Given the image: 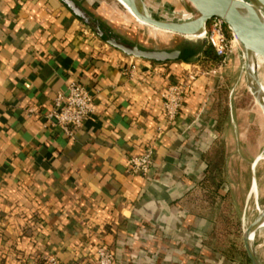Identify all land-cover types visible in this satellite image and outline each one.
Returning a JSON list of instances; mask_svg holds the SVG:
<instances>
[{"label": "crops", "instance_id": "0c3cea01", "mask_svg": "<svg viewBox=\"0 0 264 264\" xmlns=\"http://www.w3.org/2000/svg\"><path fill=\"white\" fill-rule=\"evenodd\" d=\"M75 1L140 48L198 43L162 33L164 45L142 47L94 12L95 0ZM200 55L130 56L60 0H0V264H81L99 245L121 264H220L196 193L224 130L217 110L225 86L209 71L218 63L201 65ZM198 69L167 122L161 93ZM72 81L92 94L93 111L66 132L46 114ZM147 146L148 174L127 171L128 158Z\"/></svg>", "mask_w": 264, "mask_h": 264}, {"label": "rangeland", "instance_id": "374dc122", "mask_svg": "<svg viewBox=\"0 0 264 264\" xmlns=\"http://www.w3.org/2000/svg\"><path fill=\"white\" fill-rule=\"evenodd\" d=\"M155 1L172 21L179 19L183 13L189 17L195 14L194 9L182 0ZM140 2L144 3L142 0ZM91 9L142 47L164 45L165 42L161 41L164 33L175 37V42H199V39L155 30L139 22L118 0H95ZM225 33L232 38V31L227 25ZM233 46L234 51L228 54L225 64L217 73V78L225 86V90L222 89L224 99L217 110L223 119L224 130L220 132L216 144L221 156L218 159V153L213 151L210 161H216L219 166L216 165L218 169L215 173H207L203 189L196 195L203 216L214 224L212 236L206 239L207 246L228 262L215 260L213 263L251 264L244 248L243 232L264 207V113L251 94L253 89L249 90L244 56L237 39ZM253 60L257 78L263 85L260 89L264 100V58ZM216 184L224 189L225 196L214 194ZM252 246L259 264H264V219L255 231Z\"/></svg>", "mask_w": 264, "mask_h": 264}, {"label": "water", "instance_id": "95a60500", "mask_svg": "<svg viewBox=\"0 0 264 264\" xmlns=\"http://www.w3.org/2000/svg\"><path fill=\"white\" fill-rule=\"evenodd\" d=\"M65 6L86 26L93 30L101 39L109 43L113 47L121 50L130 56L153 59L166 60L174 59L182 53V50L174 49L171 51L143 49L137 44L124 42L119 36H116L110 29L105 28L96 16L89 13L82 5L75 0H60ZM124 2L132 13L139 20L146 24L171 31L185 36L194 35L199 42H204L200 38L204 27L209 18L217 16L221 18L228 28L232 31L241 46L246 74L249 78V90L259 104L264 113V102L259 94H256V88L261 86L254 67V60L257 57L264 58V15L258 7L253 4V0H190L195 3L199 11V17L189 21H162L150 16L145 6L135 2L134 0H121ZM264 219V207L258 212L254 220L243 232V244L247 256L251 264H259L252 246V240L257 228L260 227Z\"/></svg>", "mask_w": 264, "mask_h": 264}, {"label": "built area", "instance_id": "2783aa9c", "mask_svg": "<svg viewBox=\"0 0 264 264\" xmlns=\"http://www.w3.org/2000/svg\"><path fill=\"white\" fill-rule=\"evenodd\" d=\"M225 22L213 16L208 19L200 38L204 39L212 47L215 54L220 57L217 66L209 71L217 73L225 64L229 53L234 51L236 38L232 33V38H228L225 33ZM208 71V72H209ZM203 72L201 69L188 70L185 76L178 82L168 85L161 93L162 107L167 122H172L180 112L183 103L184 93L191 82ZM93 111L92 94L86 86L77 81L69 83L66 92H58L54 98L51 110L46 114V118L51 124L60 126L66 132L72 128L82 125L84 120ZM153 164V149L151 146L145 147L141 152L130 156L126 162L127 171L133 174L147 175ZM48 264H60L54 257L47 259ZM81 264H121L115 252L105 245H99L93 258Z\"/></svg>", "mask_w": 264, "mask_h": 264}, {"label": "trees", "instance_id": "16d2710c", "mask_svg": "<svg viewBox=\"0 0 264 264\" xmlns=\"http://www.w3.org/2000/svg\"><path fill=\"white\" fill-rule=\"evenodd\" d=\"M182 50V53L178 56V58H176L177 60H188L190 57L200 53V64L201 65H206L207 63H218L219 60H220V57L217 56L213 49L210 47V45H208L206 43V41L202 42V43H196V44H189V45H186ZM215 151L216 153H218V159L220 158V150L218 151V146H214L211 150L208 151L207 153V158L205 160V164L203 166V182L204 180L206 179V175L207 173L210 174L211 172L212 173H215L216 172V169H218V164H216L215 162L216 161H210V156H211V153ZM218 165V166H216ZM220 169V168H219ZM203 182H202V185H203ZM214 194H217L219 196H225V193H224V189L216 184L215 186V189H214ZM212 223V228L210 230V232L208 233V237H211L212 234H213V222ZM210 251L212 252V255H213V259L214 261L215 260H218L219 262H224V263H228L226 258L222 255H219L217 254V252L213 249H210ZM247 257V256H246ZM247 260H248V263H250V260L249 258L247 257ZM216 261V262H218ZM232 264V262H229V264ZM221 264V263H220Z\"/></svg>", "mask_w": 264, "mask_h": 264}, {"label": "bare ground", "instance_id": "6f19581e", "mask_svg": "<svg viewBox=\"0 0 264 264\" xmlns=\"http://www.w3.org/2000/svg\"><path fill=\"white\" fill-rule=\"evenodd\" d=\"M131 14L132 16L138 20L139 22L147 25V26H150L148 24H146L145 22L139 20L138 18H136V16L132 13V11L129 9V7L124 3L122 2L121 0H118ZM135 2L141 4L142 6H145V8L147 9L148 13L150 14L151 17L157 19V20H162V21H167V20H170L168 18V16H165L166 12L165 10L163 9V7L157 5L156 6V1L155 0H142L144 3L142 4L140 2V0H134ZM184 1L186 4H188L190 7H192L195 11V14L193 17H189L187 14L183 13V14H180V17L179 19H177L176 21H189V20H197L198 17H199V11L197 10V5L193 2H191L190 0H182ZM253 4L258 7L261 11H263V15H264V0H253ZM178 18V17H177ZM172 21V20H171ZM153 27V26H151ZM157 30H160V31H164V32H171V31H167V30H163V29H159V28H156V27H153ZM182 37H185L183 35H181ZM187 38H196V36L190 34V35H187L186 36ZM252 61H253V57L251 58ZM255 67V66H254ZM263 86V85H262ZM261 86V88H262ZM261 90L260 87L258 86V89L256 88V94H259L261 100L264 102L263 98H262V95H261ZM253 92H254V89H253ZM264 92V91H263Z\"/></svg>", "mask_w": 264, "mask_h": 264}]
</instances>
